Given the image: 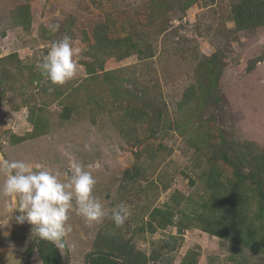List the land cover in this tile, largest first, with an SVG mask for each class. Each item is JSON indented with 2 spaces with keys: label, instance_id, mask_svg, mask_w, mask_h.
I'll return each mask as SVG.
<instances>
[{
  "label": "rangeland",
  "instance_id": "obj_1",
  "mask_svg": "<svg viewBox=\"0 0 264 264\" xmlns=\"http://www.w3.org/2000/svg\"><path fill=\"white\" fill-rule=\"evenodd\" d=\"M187 1L0 0V161L39 164L62 181L78 162L96 178L93 195L106 212L121 202L131 208L116 227L107 217L88 221L73 200L72 230L57 248L64 264H90V254L119 260L122 247L135 253L126 264H264L262 233L252 238L239 226L230 241L221 230L233 215L200 207L215 193L203 182L214 168L222 182L235 181L222 146L232 164L250 154L241 144L264 156V26L237 30L234 10L245 0H198L190 8ZM50 23L59 31L51 33ZM104 24L120 43L112 56L94 49V31ZM65 36L80 49V68L56 85L36 65ZM125 47L132 51L121 60ZM213 54L223 62L222 101L196 93L189 102L185 95L203 84L199 67L211 65ZM5 179L0 168V185ZM15 207L17 197L0 193V264H43L48 241L27 221L17 224L19 213L9 221ZM256 207L253 200L246 208L248 228L261 224ZM201 216L219 233L206 232Z\"/></svg>",
  "mask_w": 264,
  "mask_h": 264
},
{
  "label": "clouds",
  "instance_id": "obj_2",
  "mask_svg": "<svg viewBox=\"0 0 264 264\" xmlns=\"http://www.w3.org/2000/svg\"><path fill=\"white\" fill-rule=\"evenodd\" d=\"M47 28L56 33L60 24L50 23ZM79 53L80 49L73 46L72 38L65 36L52 43L36 67L48 81L63 85L77 76L80 65L75 57ZM0 168L6 174L0 193L18 198V207L12 209L9 221L13 219V213H19L14 217L17 224L27 221L34 226L32 233L58 249L65 248V237L72 230L68 221L74 207L73 200L77 214L92 222L107 217L116 227H123L132 214L125 202L119 203L110 213L106 212L93 195L96 178L78 162L72 163L66 181L61 180L59 171L41 170V165L33 166L23 160L0 161Z\"/></svg>",
  "mask_w": 264,
  "mask_h": 264
},
{
  "label": "trees",
  "instance_id": "obj_3",
  "mask_svg": "<svg viewBox=\"0 0 264 264\" xmlns=\"http://www.w3.org/2000/svg\"><path fill=\"white\" fill-rule=\"evenodd\" d=\"M197 1L198 0H188L186 2L188 4L187 7H192L195 3H197ZM234 12L236 14L234 21L238 31L250 30L255 27L264 26V2L260 0H245L242 4L235 7ZM93 36L95 39V50L99 48V51H103V54L107 56H112L113 54L117 53L115 51L120 43L110 41L109 26L107 24L99 26L97 29H95ZM130 45L132 48H135V45ZM131 47H125L123 51H120L121 48L118 50V55H120L121 60L129 56V54L127 53L132 51ZM209 62L211 63V65L209 66L200 65L198 74L202 77L201 82L203 84L198 85V90L197 87L193 86L191 94L185 95V99L188 97L189 102H191V100L196 97V93H199V99L200 101L203 100V102H205L206 100H209L212 103H218L222 101V95L219 91V83L222 74L218 70V68L223 65V62L218 54H213L209 58ZM93 73L94 72L90 70L89 74L92 75ZM128 93L129 92H121L117 95L118 98L126 100L130 99L128 98ZM63 115L64 114H62V116ZM131 115V119L138 118V115L134 117L133 112H131ZM241 145L242 147L248 149L250 151V154H244L243 158H237V160L239 161H235L233 159L235 164H232V160L228 158L231 155L227 152L228 149L226 148L227 150L225 151L222 146L221 153L223 155L221 156V159L225 163L234 165L236 167V170L234 172L235 181L222 182L220 178L221 175L218 174V171L216 170V168H214L211 172L212 175L208 178L204 177L203 182L205 183L208 190L215 191V193L213 194L212 192L211 196L208 197L207 202L201 204L200 207H203L204 209L209 208L210 211H213L214 213H221L223 217H225L229 213L233 215V217L231 218L232 226L230 228L227 226L226 228L221 230V236L229 239L230 241H235L238 238L239 235H237L238 232L236 231V229H238L239 226L247 230L246 232L248 233V236L252 238H256L258 236V233H262L259 234L261 235V237L259 238V243H261L260 247L262 249L264 245V156L258 155V153H254L252 151L253 148L251 147V145ZM219 159L220 158H218V161ZM245 165L248 166L251 171L246 172L245 170H243L242 168ZM253 200L257 204V217L261 224L257 228H252L251 226H249L248 228L244 215L246 208L251 205ZM158 213L163 215V219L166 222L170 221L171 223V217L168 218L166 216V213L163 214L161 210H158ZM199 220L204 223L205 231L209 234L215 235L216 233H219L217 231V228L211 229L205 226V223L207 224L211 219H205L204 216H201ZM217 222H219V220H217ZM253 242L255 243V245H257L254 240ZM41 243H44V241ZM47 245V248H49V250L46 253L43 252L44 248L40 247V251L43 252V264H64L58 249L50 242H48ZM122 248L127 250L124 255H119L123 260H117V254H114V256L111 254L107 256H102V254H99V256H97L96 254H90L88 256V262L90 264H126L125 256L127 254L131 255L135 253L133 249H129L128 247ZM122 252L123 250H120V253Z\"/></svg>",
  "mask_w": 264,
  "mask_h": 264
}]
</instances>
